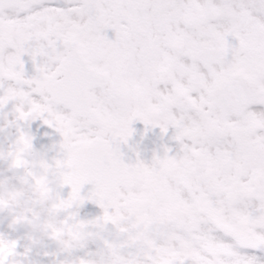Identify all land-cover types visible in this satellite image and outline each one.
Returning a JSON list of instances; mask_svg holds the SVG:
<instances>
[{
	"label": "snow or ice",
	"instance_id": "6c2138e0",
	"mask_svg": "<svg viewBox=\"0 0 264 264\" xmlns=\"http://www.w3.org/2000/svg\"><path fill=\"white\" fill-rule=\"evenodd\" d=\"M10 101L23 106L22 137L32 140L18 122L37 118L62 137V202L70 223L95 230L106 264H264L245 251H264V108H250L264 106V0H0V104ZM134 120L171 125L181 154L125 163ZM137 172L175 207L121 206L117 233L112 203L142 190ZM86 199L102 214L79 219Z\"/></svg>",
	"mask_w": 264,
	"mask_h": 264
},
{
	"label": "clouds",
	"instance_id": "9594fccd",
	"mask_svg": "<svg viewBox=\"0 0 264 264\" xmlns=\"http://www.w3.org/2000/svg\"><path fill=\"white\" fill-rule=\"evenodd\" d=\"M7 104H0V120L3 121L0 123V133L7 139L12 135L8 131L9 127L15 125L16 135L6 147L0 144V163L6 164L7 171L11 173L5 175V170L0 169V251L6 252L9 245L12 246V254L7 257L5 264H42L41 260L30 257L37 248L40 249L36 251L37 256L52 257L48 264H106L98 247L95 251L86 250L88 242L95 239V230L85 231L80 223L69 222L71 215L60 194L64 186V172L56 163L63 159V154L53 157L49 163L36 153L31 148V141L19 134L17 121L23 106L13 103L12 118L9 119V111L4 110ZM27 111L31 112L32 109L29 107ZM73 135H76L75 132ZM156 157L159 155L153 153V159ZM133 193L129 191L127 198ZM108 219L117 233L125 231L121 226V214L115 210L114 202ZM68 227L74 230L73 237L68 236ZM20 230H23L22 236L15 235L13 238V234ZM21 238L27 243L23 245V252H17ZM45 238L55 245L53 250H43L48 247ZM77 249L85 251L82 255H73ZM58 253H63V257L57 258ZM16 257H23V260Z\"/></svg>",
	"mask_w": 264,
	"mask_h": 264
},
{
	"label": "flooded vegetation",
	"instance_id": "af4514ba",
	"mask_svg": "<svg viewBox=\"0 0 264 264\" xmlns=\"http://www.w3.org/2000/svg\"><path fill=\"white\" fill-rule=\"evenodd\" d=\"M107 36L112 39L115 36V32L113 29L109 28L106 30ZM22 59L25 61V72L26 75H31L34 72V68L31 62V59L26 54L22 56ZM162 87V86H161ZM12 105L13 102H9L5 106V111H9V119L12 118ZM250 108L253 111H259L264 106L261 105H251ZM65 112L68 110L65 109ZM0 123H3L2 120H0ZM21 123V126L24 131H26L29 135H31L32 140V148L35 150L36 148L33 146V144L37 141V144H39V150L40 155L43 156L44 159H46L49 163L52 162L53 157H58L62 155V150L60 148V141L62 137L60 134L55 130V128L50 127L49 125H46L43 123V121L40 118H37L35 120H30L25 122H18ZM131 127L134 129L131 136L129 137L128 143L125 144L130 151V159L129 161H126V163L132 164L135 163L137 160H140L144 164L151 166L153 162V153L159 156L164 155V148H168V155L169 156H178L181 154V148H180V142L175 140L173 137L175 135V129L169 125L167 132L161 133L160 128L155 125H145L140 120H134L131 124ZM12 133L11 136H9L11 139L16 134V128L15 125H11L8 129ZM8 137V138H9ZM4 139L3 146H7V144L10 142V140H7L4 138V134L0 133V140ZM82 143L81 140H74L73 144H80ZM1 167L7 168L6 164H0ZM11 175V173L9 172ZM68 179L67 176L64 175V180ZM136 180L138 182L139 187L142 189L139 192H134L130 197L127 199L120 201L116 200L114 202L115 204V210H119L121 206L128 207L130 209H133L135 211L141 210L145 205L151 204L156 198H159L160 200L166 202L169 207H175V202L173 201L171 194L167 190L166 187L161 185V183L153 178L146 176L143 172H137L136 173ZM15 182V180H13ZM92 186L90 184H85L81 188V194L87 195L88 191L90 190ZM70 191L69 187L67 185H64L61 187L60 192L68 193ZM76 211L77 216L79 219L82 220H90L88 217H91L93 219L94 217H97L102 214V209L94 203L92 200H84V202L79 205L78 207L73 209ZM107 228L111 231L112 226L109 224L107 225ZM6 229V228H5ZM67 231V229H66ZM23 230H20L19 234H13V238L15 235H21L22 236ZM67 234L69 237H73L75 235L74 230L72 229V233ZM27 243L26 240L21 238L19 241L17 252H23V245ZM45 243L48 245L46 249L51 251L55 248V245L47 240L45 238ZM96 241H89L86 250H88V247H90V251H95L98 247L96 245ZM12 246L9 245L8 250L0 251V257H4V259H0V264H5V261L8 256H11ZM40 250L37 248L34 250L30 257L32 259H38L42 261V264H48V262L52 259L51 256L44 257L43 255L37 256L36 251ZM85 250H74L73 255H82ZM249 254H254L256 257H260L264 261V251H260L258 249H247L245 250ZM63 253H58L57 258H62ZM17 259L23 260V257H16ZM259 258V259H260ZM26 264V262H25ZM159 264H168V261L166 259H161L159 261Z\"/></svg>",
	"mask_w": 264,
	"mask_h": 264
},
{
	"label": "rangeland",
	"instance_id": "374dc122",
	"mask_svg": "<svg viewBox=\"0 0 264 264\" xmlns=\"http://www.w3.org/2000/svg\"><path fill=\"white\" fill-rule=\"evenodd\" d=\"M0 169H4L5 171H4V174L5 175H10L9 174V172L7 171V168H3V167H1L0 166ZM13 183H15L14 181H13ZM5 231H8L7 229H4ZM16 234H19V232L18 233H16ZM91 248L90 247H88V250H90ZM260 258V257H259ZM260 261H262V262H264L261 258L259 259Z\"/></svg>",
	"mask_w": 264,
	"mask_h": 264
},
{
	"label": "water",
	"instance_id": "95a60500",
	"mask_svg": "<svg viewBox=\"0 0 264 264\" xmlns=\"http://www.w3.org/2000/svg\"><path fill=\"white\" fill-rule=\"evenodd\" d=\"M120 151L122 152L121 148H120Z\"/></svg>",
	"mask_w": 264,
	"mask_h": 264
}]
</instances>
